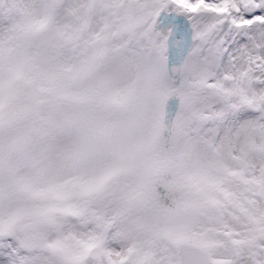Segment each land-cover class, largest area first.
Segmentation results:
<instances>
[{
  "label": "snow or ice",
  "instance_id": "snow-or-ice-1",
  "mask_svg": "<svg viewBox=\"0 0 264 264\" xmlns=\"http://www.w3.org/2000/svg\"><path fill=\"white\" fill-rule=\"evenodd\" d=\"M0 264H264V0H0Z\"/></svg>",
  "mask_w": 264,
  "mask_h": 264
}]
</instances>
